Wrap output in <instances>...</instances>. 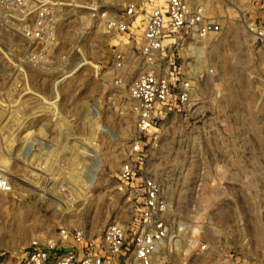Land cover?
Masks as SVG:
<instances>
[{"label": "rangeland", "instance_id": "obj_1", "mask_svg": "<svg viewBox=\"0 0 264 264\" xmlns=\"http://www.w3.org/2000/svg\"><path fill=\"white\" fill-rule=\"evenodd\" d=\"M205 3L229 14L219 0ZM117 8L113 0H0V180L13 187L0 191V264H22L33 240L61 227L87 237L113 224L131 229L147 176L172 204V230L190 227L175 264H261L264 107L248 106L240 70L225 68L199 85L195 106L141 135L130 87L145 67L122 60L123 40L103 31L104 14ZM129 161L136 176L120 190ZM209 216L219 243L205 255L201 239L214 234L200 222Z\"/></svg>", "mask_w": 264, "mask_h": 264}, {"label": "built area", "instance_id": "obj_2", "mask_svg": "<svg viewBox=\"0 0 264 264\" xmlns=\"http://www.w3.org/2000/svg\"><path fill=\"white\" fill-rule=\"evenodd\" d=\"M113 1L118 8L104 14L103 31L123 40L121 50L126 53H121L122 60L145 67L130 87L141 135L158 132L168 112L195 106L199 85L225 68L235 74L240 70L247 105L264 107L260 94L264 86V0H219L217 5L223 8L225 3L228 15L210 12L205 0ZM221 46L232 51L229 56L219 55ZM159 136L155 135L156 143ZM143 145L134 146L136 154L143 152ZM135 176V163H125L119 172L120 190L132 184ZM140 188L144 201L131 229L113 224L102 235L87 237L82 228L61 227L55 238L33 240L22 264H175L182 231L190 227L177 233L172 230V204L155 177L142 178ZM0 191L11 193L13 187L0 180ZM200 224L214 235L201 239L199 252L212 254L219 237L211 227V216ZM198 242L195 238L188 241L196 247Z\"/></svg>", "mask_w": 264, "mask_h": 264}]
</instances>
